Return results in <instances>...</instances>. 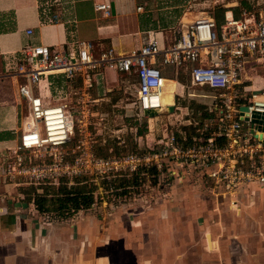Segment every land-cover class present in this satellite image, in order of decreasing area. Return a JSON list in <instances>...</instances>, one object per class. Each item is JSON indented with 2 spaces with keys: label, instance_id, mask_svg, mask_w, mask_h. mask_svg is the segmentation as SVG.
<instances>
[{
  "label": "built area",
  "instance_id": "1",
  "mask_svg": "<svg viewBox=\"0 0 264 264\" xmlns=\"http://www.w3.org/2000/svg\"><path fill=\"white\" fill-rule=\"evenodd\" d=\"M231 1L238 0H211L214 7L226 8L222 22L212 11L202 13L165 46L158 33L151 31L140 47L128 53H117L114 47L97 49L85 40L70 49L48 44L25 48L16 73L24 79L19 91L28 111L19 141L0 154L3 176L17 186L42 187L91 171L107 179L113 190L112 180L123 170L138 174L153 165L162 173L159 152L101 158L93 145L80 140L75 149L82 156L70 163L66 148L76 132L92 137L97 99L91 90L99 83L98 77L103 78L105 68L136 76V104L145 112L162 107L166 78L161 66L172 65L188 70L192 85L213 90L209 111L214 117L191 139L185 131L171 130L159 140L164 145L162 155H168L183 175L185 169L192 170L211 182L215 190L231 198V205L237 203L241 188L263 187L264 88L248 90L242 76L249 57L264 59V0H247L250 8H243L240 17L233 14ZM95 8L105 16L112 14L110 2H96ZM57 74L70 81L81 78L82 85L60 90L57 101L47 104L35 88L43 78Z\"/></svg>",
  "mask_w": 264,
  "mask_h": 264
},
{
  "label": "crops",
  "instance_id": "2",
  "mask_svg": "<svg viewBox=\"0 0 264 264\" xmlns=\"http://www.w3.org/2000/svg\"><path fill=\"white\" fill-rule=\"evenodd\" d=\"M104 1L110 2L112 6V14L109 16L95 8L96 2ZM242 1L233 2L236 6L230 4L236 17L241 16ZM187 2L188 0H0V154L9 147H14L19 141L24 115L28 111L27 100L19 91L24 79L16 73L18 64L24 59L25 48L48 44L70 49L78 41L85 40L96 44L97 49L114 47L117 53H128L140 47L151 31L158 33L160 42L165 46L173 38H177L184 25L189 22L185 20L188 12L181 10ZM91 6L93 11L88 12L87 7ZM222 8L224 19L226 8ZM97 12L101 15L96 16ZM212 12L217 15V12ZM82 22L87 23L89 27L80 32L79 24ZM93 23L95 25H92ZM170 29L176 30L172 32ZM29 30H32V33H29ZM161 68L166 78L163 87V94L165 92L166 95L164 106L158 109V112L168 110L170 105L177 111V95H182L184 85L177 79L167 77V74L176 77L179 72H185L190 79L189 72L183 68ZM258 69H264V59L258 61L256 56L249 57L242 76L243 85L247 86L248 90L264 88V73L260 74ZM125 76L127 74L119 73L114 67L105 68L103 78L98 77L99 83L91 90L92 97L97 99L93 108L102 101L113 98L116 89H121ZM130 76L136 78L135 75ZM81 85V78L70 81L61 74L50 75L41 80L35 92H39L48 104L57 101L60 90L69 91L73 86L78 89ZM210 95L213 96V92ZM210 103L207 102L205 108V124L214 117L209 111ZM179 130L182 129L177 128V131ZM187 135L191 139L200 135V132ZM151 137L158 139L154 131L147 132L144 141L146 145L150 144ZM177 181H182V175L174 173L172 183ZM23 189L25 188L21 189L20 186L5 181L3 172H0V264H158L162 262L163 249L171 247V242L163 244L160 232L164 227L160 220L153 222L151 226L140 216L144 211L124 212L121 215L123 217L117 215L118 219L107 223H100L94 215L85 216L84 222L78 224L32 222V215L24 213L25 207L28 209L31 205L32 208L29 209L34 216L40 212L34 205L33 197L30 200L25 198ZM3 190H9L11 193H2ZM9 199L13 200L12 208L9 207ZM236 199L237 203H230L229 209L240 222L234 227V242L228 245L249 249L247 254L242 253L240 260L235 263L245 264L246 261V264H264V186L243 187ZM187 202L186 205L183 203L182 210L172 212L174 222L171 220L170 225L176 237L183 228L190 229L180 224L178 217L182 214L194 216L200 213V210H195L193 203ZM178 204L176 205L179 206ZM155 211L161 216V210ZM201 213L203 215L205 212ZM204 224L205 222L202 225ZM247 233L248 240L245 239ZM206 236L203 245H209L211 252L220 253L222 263L223 258L227 256V253H223L225 248L222 240L219 238L217 241V235L213 232H207ZM157 240L159 255L143 256L145 248L156 246ZM172 244L176 246L177 254L184 242L180 239ZM133 251H137V256L132 254Z\"/></svg>",
  "mask_w": 264,
  "mask_h": 264
},
{
  "label": "rangeland",
  "instance_id": "3",
  "mask_svg": "<svg viewBox=\"0 0 264 264\" xmlns=\"http://www.w3.org/2000/svg\"><path fill=\"white\" fill-rule=\"evenodd\" d=\"M233 2L235 1H231V6H236L237 4ZM87 8L88 12L93 11L92 6ZM181 10L188 12L187 19L185 20H189V22L192 21L195 16H199L202 13L205 14L209 11H215L217 14H221L222 12L221 7H214L211 5V0H188V2L181 7ZM95 14L96 16L101 15V13L98 12ZM92 25H95V23ZM79 26L80 32L86 31V27H89L87 23L83 22L80 23ZM174 30L176 29H170L172 32H174ZM164 67L173 66L166 65ZM258 70L260 74L264 73V69ZM167 77L177 79L179 83L184 85L182 95H177L176 105L180 107L177 111L165 110L154 116L142 112L136 104L138 95L137 80L134 76L127 75L123 78L121 89H116L113 93V98L109 101H102L94 108V111L98 112V114L91 119L92 125L90 131L92 132V137L88 134L80 135L76 132L66 148V161L70 163H75L76 159L82 156V152L75 149L76 145L80 143V140L85 141V144L93 145L96 156L101 158H123L132 153L147 154L159 152L162 156L161 160H163L162 173L159 172L158 169H155L156 167L154 168L153 165L143 169L139 174H131V172L128 173L123 170L121 171V175L113 178L112 182L114 186L117 180L123 177H138V179L134 185L126 189L114 188L113 190L106 189V184L104 182H107V179L104 180L100 174L91 171L70 179L64 178V180L68 181L70 186L76 184L75 181L77 177H87V182L92 183L94 187H96L95 203H93L89 209L80 210L67 218L56 217L48 213L37 214L33 211L37 214L34 216L29 209L32 208L31 205L28 209L25 207L24 213H27L28 216L32 215V222L35 223L46 222L48 224L50 222H64L78 224L84 222V217H90L89 215H94L98 218L100 223H107L110 220L118 219L124 212L144 211L140 215L143 220L151 226H153V222H158L160 220L164 227V230L160 232L161 238H163L164 241V243H162L169 244L171 242V247L163 249L162 262L158 264H223L224 262V264H236L235 261L240 260L239 256L242 253L247 254L246 251H248L249 248L244 249L243 247L228 245L234 242V227L240 222L237 217H234V212L229 209L231 198L219 193V189L215 190V188L211 186V182L206 181L192 170L185 169V174L183 175L180 168L170 162V157L168 155H162V153H165L164 145L158 142L159 139L164 138L171 130L175 131L177 128H181L186 134L196 133L199 128L204 130L206 125L205 122L207 121L205 117V108L207 102H211L213 99L212 95H210L213 90L192 85L185 72H179L176 77H173V74L171 76L167 74ZM165 95L164 92L163 98H165ZM165 102L169 103L171 101ZM150 131H154L155 137L158 139L155 140L151 137L149 139L150 144L146 145V143H144V141H146L145 133H149ZM143 138L145 139L143 140ZM47 161H50V159L48 158ZM1 171L2 168H0V172ZM174 173H176V175L177 173L182 175V181L172 183ZM6 180L5 177V181ZM53 184L58 186L60 182H53ZM31 186L36 189V192H43L41 185H27L25 187L20 186V188ZM2 193L9 195L11 192L9 190H3ZM185 194L192 195V197L186 196ZM1 197L3 196L1 195ZM9 201V207L12 208L13 200L9 199ZM187 201L193 203L192 205H194L195 210H200V213L194 216L190 214L180 215L178 217V222L190 229L186 230L183 228V230L178 232L176 237L170 225V223L172 224L171 220L173 221L172 212L182 210L181 207L183 203L185 202L186 205L188 203ZM177 203H179V206L176 205ZM157 209L161 210V216L155 213ZM201 212L205 213L201 215ZM117 215L119 216L116 217ZM204 222L205 224L203 226L202 224ZM207 232L215 233L217 235V241L219 238L222 240V245L225 248L223 253H227L222 263L220 253L211 252L212 250L209 248V245H203L207 239ZM157 235L158 234H156L155 237H157ZM129 238H131V236ZM180 239L183 240L184 245L183 247L180 246L181 248L177 255L175 247L179 243H177L176 246L172 243L177 240L180 241ZM245 239H249L248 233L245 235ZM158 244L159 240H157L156 246L146 247L142 255H159L160 249L157 247ZM132 254L137 256V251H133Z\"/></svg>",
  "mask_w": 264,
  "mask_h": 264
},
{
  "label": "trees",
  "instance_id": "4",
  "mask_svg": "<svg viewBox=\"0 0 264 264\" xmlns=\"http://www.w3.org/2000/svg\"><path fill=\"white\" fill-rule=\"evenodd\" d=\"M242 9L250 8L247 0L242 1ZM222 13L224 8L221 7ZM241 9V10H242ZM238 15V10L236 11ZM219 22H222V14L215 16ZM143 170V169H142ZM140 170L139 172H141ZM138 172V174H139ZM144 172V171H143ZM138 177L118 179L115 184V189L127 188L134 185ZM87 177H77L76 184L70 185L67 180L62 179L58 186L53 184L43 185V192H36V189L31 186L23 189L26 193V199L30 200L34 198V204L40 213L53 214L56 217L67 218L74 213L83 209H89L93 203H95V188L90 182H87ZM106 189H110L109 182H104Z\"/></svg>",
  "mask_w": 264,
  "mask_h": 264
},
{
  "label": "water",
  "instance_id": "5",
  "mask_svg": "<svg viewBox=\"0 0 264 264\" xmlns=\"http://www.w3.org/2000/svg\"><path fill=\"white\" fill-rule=\"evenodd\" d=\"M169 110L170 111H174L175 110L174 106L173 105L170 106ZM145 113L150 115V116H154V115L159 114L160 112H158V110H156V109H150V110H146Z\"/></svg>",
  "mask_w": 264,
  "mask_h": 264
},
{
  "label": "bare ground",
  "instance_id": "6",
  "mask_svg": "<svg viewBox=\"0 0 264 264\" xmlns=\"http://www.w3.org/2000/svg\"><path fill=\"white\" fill-rule=\"evenodd\" d=\"M165 80H166V79H165ZM165 80H164V82H165ZM163 95H164V94H163V92H162V98H161V103H160V104L162 105V107L164 106V105H163V102H164ZM170 106H172V105H170ZM170 106H168V110H169V107H170ZM162 107H161V108H162ZM158 109H160V108H157L156 110H158Z\"/></svg>",
  "mask_w": 264,
  "mask_h": 264
}]
</instances>
